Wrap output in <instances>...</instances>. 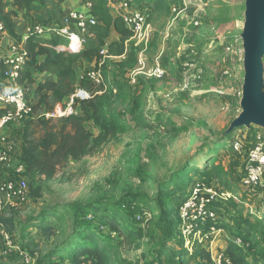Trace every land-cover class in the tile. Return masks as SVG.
<instances>
[{
  "label": "rangeland",
  "instance_id": "rangeland-1",
  "mask_svg": "<svg viewBox=\"0 0 264 264\" xmlns=\"http://www.w3.org/2000/svg\"><path fill=\"white\" fill-rule=\"evenodd\" d=\"M170 1L174 5L168 17L150 14L149 9L141 10L149 24V40L152 41L157 35L158 47L154 51L144 52L142 65L137 64L127 77L128 81L131 77H137L132 90L142 100L139 114L154 127L134 129L125 135L113 137L92 156L81 162H72L52 181L35 175L27 176L25 179L29 184L34 183L36 193L31 191L25 202L6 206L1 212L2 220L14 222V234L23 243L21 247L29 253L34 264H43L44 256L51 250V243L40 239L35 227L29 230L24 227L31 217H37L44 208L57 204L71 206L77 203L122 201L127 206L135 197H155L159 184L182 168L189 166L197 171L203 166H210L215 152L220 156L215 164L221 161L222 168L231 172L227 177L231 187L223 190L228 186L216 185L219 183L217 180L211 181L216 185L214 190L217 195L208 208L216 212L219 218L216 222L225 227L219 228L211 222L216 227L214 234L203 240L199 234H192V227L203 225L182 219L180 203H174L177 222L174 232L178 243L170 246L186 250L189 254L208 248L216 264H229L223 252L230 233L236 229L235 224L248 219L255 239L258 236L256 233H260V222L264 221V177L258 186L247 190L242 183L246 153L236 154L231 146L233 138L247 137L250 138L249 149L254 141L253 135L264 134L263 128L254 125L231 130L233 122L242 112L245 77L242 34L246 0ZM123 2L113 6L115 14L125 12L121 8ZM133 9L140 8L133 4ZM21 19L27 22L23 16ZM193 49L195 53H192ZM170 54L182 57L185 71L181 77H174L173 65L165 62L168 58L172 63L176 62V59L170 58ZM185 56L189 59L183 58ZM78 64L84 73L98 69L97 62L92 59H81ZM156 68H159L160 76L154 74ZM28 94L32 95L31 92ZM77 113L82 114V110L79 109ZM23 123L19 121L10 125L5 130L10 136L5 141L2 138L4 147L13 146L12 156L22 142ZM90 126L94 127L93 123ZM94 132L96 134L97 130ZM14 158L12 168L0 166L1 172H9L6 178L0 175V183L19 177L16 169L20 162L17 157ZM190 176L192 179L185 192L187 198L196 184H203L195 173ZM137 207L140 209L143 206L139 203ZM157 213L154 204L148 206L143 216L141 237L130 245L120 244L122 259L131 264H145L146 260H154L153 252L146 257L144 252L151 250L160 239L158 232L151 235L148 232ZM233 215L234 221L230 219ZM244 236L241 237L242 241ZM112 237L117 240L116 235ZM13 240L18 242L16 238ZM242 241L239 239V245H243ZM251 245L252 242L242 249L248 250ZM5 249L0 227V261L15 256L19 258V264H26L17 252L11 256L3 255ZM66 262L62 258L53 260L51 264ZM199 263L198 259H186L185 264Z\"/></svg>",
  "mask_w": 264,
  "mask_h": 264
},
{
  "label": "trees",
  "instance_id": "trees-1",
  "mask_svg": "<svg viewBox=\"0 0 264 264\" xmlns=\"http://www.w3.org/2000/svg\"><path fill=\"white\" fill-rule=\"evenodd\" d=\"M64 1L0 0V21L14 40L20 38L16 33L15 22L20 12L27 16L28 25L63 28L69 24L71 31H76V28L67 22L68 14L62 8ZM83 1L91 5L89 13L97 23L88 26L82 50L71 52L59 49L61 46H67V41L59 36H31L25 43L28 56L18 84L28 89V93H32L31 96L26 94L27 102L32 107V116L21 120L24 122L20 156V164L25 167L23 178L35 175L52 181L72 162H81L92 156L113 137L125 135L134 129L154 127L153 123L144 120L139 114L142 100L135 96L132 90V84L137 82V77L135 83H131L132 77L129 81L127 77L136 69L144 52L157 49V35L147 44H137L133 39V32L124 23L122 14H115L113 6L128 1L140 10L149 9L150 14L168 17L174 4L170 0ZM192 53H195V49ZM170 58L176 59V62L172 63L168 58L165 60L166 64L173 65L174 77H181L185 71L182 57L170 54ZM183 58L189 59L188 56ZM81 59L97 62L99 83L88 76L89 72L84 73L82 78L78 77L75 67ZM38 74L46 75L44 81L38 83ZM36 84L32 92L30 87ZM78 88L91 94L90 100L79 102L75 106L76 112L81 109L82 114H71L57 120L46 117V114L53 112L58 104H63ZM6 111V108L0 109V118ZM90 123H93L94 127L91 128ZM255 136L253 135L254 141ZM249 139L233 138L232 151L239 154L233 146L235 142H240L242 153L247 155L254 145L253 141L251 148L247 149ZM219 157L218 152L213 153L210 166H203L197 171L186 166L175 172L159 184L155 197H135L127 206L124 201L77 203L71 206L57 204L44 208L37 217H31L24 229L35 227L40 239L51 243V250L44 256L43 264H51L53 260L62 258L66 259V264H131L121 258L120 244L130 245L141 237L143 216L146 215L148 206L154 204L158 213L153 224L150 223L151 229L148 232L150 235L158 232L160 239L151 248L152 251L149 249L144 252L145 257L152 252L155 255L153 261L146 260L145 264H185L186 259H198L199 264H216L208 248L197 249L193 254H189L186 250H177L170 245L178 243L174 232L177 223L174 203H180L182 206L188 199L185 192L192 179L191 173H195L202 183L210 188L214 189L218 184L228 186L223 190L231 187L227 180L231 172L222 168L221 161L215 164ZM244 176L245 170L242 179ZM26 180L29 195L31 191L35 194L34 183L29 184L28 179ZM213 180L219 183L214 185L211 183ZM139 203L143 206L140 209L137 207ZM218 219L217 217L216 220L198 221L203 226L196 225L195 230L204 233L209 232L211 228L216 229L215 226L225 227L224 224L217 223ZM230 219L234 221V215ZM211 222H214L215 226ZM260 223L262 226L259 227L260 233H256V239L249 228L248 219L235 224L236 229L230 233L227 248L223 252L229 264H264V221ZM0 227L18 240L14 234L13 221L0 218ZM112 235H116L117 240ZM243 236L244 242L241 240ZM239 239L243 245L237 243ZM18 242L21 243L19 240ZM251 242L248 250L242 249Z\"/></svg>",
  "mask_w": 264,
  "mask_h": 264
},
{
  "label": "built area",
  "instance_id": "built-area-1",
  "mask_svg": "<svg viewBox=\"0 0 264 264\" xmlns=\"http://www.w3.org/2000/svg\"><path fill=\"white\" fill-rule=\"evenodd\" d=\"M90 8V4H87ZM122 18L126 26L133 32V39L137 44H147L149 42V24L147 17L139 9H133V5L124 1L122 3ZM67 22H70L76 31H71L69 24L63 28L54 26H43L40 24L28 25L24 35L19 40H15L10 46L8 55L0 54V104L6 109V113L0 118V166L10 163L13 146H3L1 137L2 131L11 123L19 122L26 117L32 116V107L27 102L26 94L28 89L18 84L20 73L24 68L28 53L25 49V43L31 36H39L48 38L50 36H59L67 41V46H61L59 49H67L71 52L82 50L85 37L88 32V26L97 23L96 19L89 12L73 11L68 14ZM7 29L0 21V38L7 33ZM75 46V47H74ZM141 65L143 60L140 59ZM156 76H160L159 68L154 70ZM88 76L96 83L100 82V75L97 72H89ZM2 81H6L9 85L8 89H4ZM131 83H135V77L131 78ZM91 99V94L78 88L63 104H58L54 111L46 114L48 119L66 118L71 114H77L75 106L79 102H85ZM234 149L242 153V144L234 143ZM245 176L243 186L250 190L258 186L264 177V134L257 133L255 143L251 150L247 153L244 164ZM19 175L17 181L6 180L0 183V214L6 206H13L18 202H25L29 197V187L27 180L22 177L25 173V167L20 164L16 169ZM217 192L205 184H196L193 188L191 196L180 207V216L182 219L197 223L198 221L211 219L216 220L217 214L208 208L211 200L216 199ZM201 197V200L199 198ZM194 221V222H193ZM192 234H199L203 240L213 236L215 228H211L209 232H201L192 227ZM1 235L5 243V251L3 255L16 254L21 256L26 264H34V260L30 258L29 253L24 250L22 244L13 240L12 235L1 227ZM239 244V240H237Z\"/></svg>",
  "mask_w": 264,
  "mask_h": 264
},
{
  "label": "water",
  "instance_id": "water-1",
  "mask_svg": "<svg viewBox=\"0 0 264 264\" xmlns=\"http://www.w3.org/2000/svg\"><path fill=\"white\" fill-rule=\"evenodd\" d=\"M242 38L245 72L242 112L231 130L253 125L264 129V0H246Z\"/></svg>",
  "mask_w": 264,
  "mask_h": 264
},
{
  "label": "crops",
  "instance_id": "crops-1",
  "mask_svg": "<svg viewBox=\"0 0 264 264\" xmlns=\"http://www.w3.org/2000/svg\"><path fill=\"white\" fill-rule=\"evenodd\" d=\"M57 2H60L61 0H56ZM62 8L63 10L69 14L70 12H73V11H78V12H90L88 6H87V3L84 2L83 0H65L63 3H62ZM24 17V18H27L26 15H24L23 12H20L19 13V17L16 19V25H17V28H16V33L19 35V36H22L25 34L26 32V28L28 27V23L23 21L21 19V17ZM15 40L10 36V34L7 32L3 37L0 38V54L1 55H8L9 52H10V46L11 44L14 42ZM75 70L77 72V75L79 78H82L83 75H84V72L82 71V69L80 68L79 64L76 65L75 67ZM46 75L45 74H38L36 75V78H37V81L38 83L39 82H42L44 81ZM2 86L4 89H8L9 88V85L7 84L6 81H2ZM37 84L36 85H33L30 87V90L33 92L36 88ZM0 109H5V107L0 104ZM7 128H5L3 131H2V138L5 139L7 138V136H10V134H7V131H5ZM22 147H23V142H21L19 144V147H17V150L15 151L14 155L11 157V160H10V165L8 164V167H11V165L13 164L14 162V157H17L19 162L21 163L20 161V156H21V153H22ZM12 168V167H11ZM11 170V169H9ZM0 175H3L4 178H6L7 176H9V172H1L0 171ZM19 258L17 259L15 256L14 258L10 259V260H5V261H0V264H19Z\"/></svg>",
  "mask_w": 264,
  "mask_h": 264
},
{
  "label": "bare ground",
  "instance_id": "bare-ground-1",
  "mask_svg": "<svg viewBox=\"0 0 264 264\" xmlns=\"http://www.w3.org/2000/svg\"><path fill=\"white\" fill-rule=\"evenodd\" d=\"M75 47V46H74Z\"/></svg>",
  "mask_w": 264,
  "mask_h": 264
}]
</instances>
